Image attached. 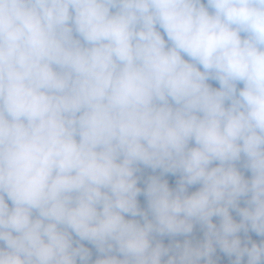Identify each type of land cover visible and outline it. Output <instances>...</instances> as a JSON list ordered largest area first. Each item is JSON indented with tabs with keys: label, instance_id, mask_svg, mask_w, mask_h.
I'll use <instances>...</instances> for the list:
<instances>
[{
	"label": "clouds",
	"instance_id": "1",
	"mask_svg": "<svg viewBox=\"0 0 264 264\" xmlns=\"http://www.w3.org/2000/svg\"><path fill=\"white\" fill-rule=\"evenodd\" d=\"M241 230L264 237V0H0V264H264Z\"/></svg>",
	"mask_w": 264,
	"mask_h": 264
},
{
	"label": "trees",
	"instance_id": "2",
	"mask_svg": "<svg viewBox=\"0 0 264 264\" xmlns=\"http://www.w3.org/2000/svg\"><path fill=\"white\" fill-rule=\"evenodd\" d=\"M206 2V0H205ZM162 35L163 32H162ZM165 40H167L166 35H164ZM242 87V85H240ZM212 87L214 88H218L219 84L216 82L212 81ZM190 147H194V143H190L189 145ZM212 166H216L215 163ZM237 167L240 171L243 172L244 176L246 179H250L251 178V172L247 171L243 168V162L241 161L240 163L237 164ZM139 177L137 186L140 187L141 189H144L147 187V182L149 181L150 177L153 176H157L160 177L161 180H166L168 182V185L170 188L175 189L178 185V181L180 179V173H176V174H161V170L160 169H156L155 171H153L151 168H146L143 173L141 175H137ZM201 187V185L197 184L194 186H191L188 188V194L190 195L191 193L199 190V188ZM139 206L141 209L143 210H147L148 207V203H147V198L145 195L141 194L137 197ZM9 206L11 207V203L9 202ZM240 207H245V203L244 200L241 199L240 203H239ZM230 213L233 217V219L236 222H239L241 217L235 212L232 211L230 209ZM126 219H133V217L126 215L125 217ZM149 218H151V216H149ZM135 219H140L141 222L143 223V220L141 219V217H135ZM213 223H215L217 226H219L220 220L218 217H213ZM205 231L206 229L203 228L199 223H196L193 227V231L191 234L184 236V235H179V236H175V237H171V236H156L155 240L153 243H155L156 241H160L163 243L164 246L168 247V246H174L177 242H179L181 245H183V243L185 242V240L190 241L193 246H195L198 243H203L205 240ZM237 235L239 236V238L241 239V245L244 246L245 244H247V246L251 247L252 243H256L257 245L261 244L262 242H264V237H259L257 235H255L251 230H249L247 233H245L243 230H241L239 233H237ZM73 239L76 240L77 238L75 236H73ZM81 243L84 244L85 247L89 248V250L92 252V261H95L97 258H99V254L97 253L95 247L86 242V241H81ZM219 249L218 246H216V251ZM215 251V253H216ZM214 253V254H215ZM213 254V255H214ZM212 255V256H213ZM118 258H123V257H118ZM163 260H167L168 257L165 256L162 258ZM204 261H201V264ZM241 264H247V257H245Z\"/></svg>",
	"mask_w": 264,
	"mask_h": 264
},
{
	"label": "rangeland",
	"instance_id": "3",
	"mask_svg": "<svg viewBox=\"0 0 264 264\" xmlns=\"http://www.w3.org/2000/svg\"><path fill=\"white\" fill-rule=\"evenodd\" d=\"M209 83L212 86V81H209ZM146 168L147 167L143 165H139V170L136 172V175H141ZM235 259H236L235 255L228 256L225 253H223L220 249H218L216 253L212 256V260L214 264H234Z\"/></svg>",
	"mask_w": 264,
	"mask_h": 264
}]
</instances>
